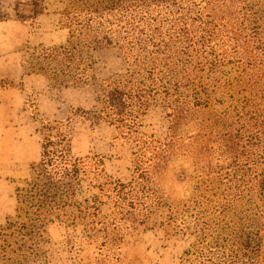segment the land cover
Instances as JSON below:
<instances>
[{"label":"rangeland","instance_id":"374dc122","mask_svg":"<svg viewBox=\"0 0 264 264\" xmlns=\"http://www.w3.org/2000/svg\"><path fill=\"white\" fill-rule=\"evenodd\" d=\"M179 1V6L184 8L179 11H189L186 18L188 32L191 34L200 32L211 19L219 21L214 29L217 35L211 40L212 56L217 55L215 57L219 61L207 74V78L211 83L225 85L221 103L211 101L199 115H195L191 120L186 119L174 126L173 130H169L171 108L165 101L172 102L174 97H165L160 91H153L151 98L154 96L155 99L149 101L146 112L140 116L138 128L143 134L162 143L171 135L176 138L174 154H166L165 161L161 163L162 167L157 171L152 168L151 170L158 174L155 175V181L163 199L189 204L188 208L185 205L183 209L191 214L206 205L211 207L217 204L221 197H227L229 203H232V195L239 190L252 197V193L248 191L250 188L251 191L255 189V165L239 166L242 157L236 158L235 167L230 158L231 154L228 153L220 159H217L216 155L210 159L207 154H201L203 160L198 162L196 158L192 160L188 157L189 153L186 154V151L196 153L201 141H204L201 135L209 133L207 129H200V120L211 117L218 108L227 111L226 119H231L236 110H240L242 103L238 98L249 93V86L244 88L240 84L244 85L247 79L255 80V94L260 96L264 92V0ZM67 2L68 0H0V11L4 13L3 19L0 20V73H5L7 65L13 68L12 65L17 63H20L22 71L35 69L42 63L39 52L34 51V47L66 42L68 28L61 11ZM244 4H247V7L243 9ZM158 8L131 11L128 16H134L133 25L136 26L129 32L128 37L132 41L134 37L143 38L149 33L153 40L161 39L160 43L170 39L172 17L178 16L179 12L174 8ZM181 42L183 40L176 43L174 50H169L173 53V63L176 67L179 65V68L180 49L182 45H186ZM129 49L130 55L127 57L113 43L92 49V61L89 66L92 76L82 86H67L71 87L70 92L74 93L68 92V99L55 93V90L65 86L54 84L43 73H37L46 78L45 94H57L63 99L62 110L55 117L53 113L46 114L42 109L45 106L39 101L40 92L29 88L26 77H3L13 81L11 88L17 89L19 95L0 94V223L21 212L15 189L29 177L31 164L40 159L41 125L46 121L56 120L65 124L63 127L71 138L74 154L96 152L102 156V164L94 175L99 183L113 179L128 182L132 178L135 162L132 153L133 140L129 135L119 133L115 121L126 108V100L123 91L115 88L109 81L114 78L121 79L119 76L128 79L129 74L136 71L133 84L142 79L143 87L158 89L161 82L159 77L148 73L149 60L151 56L163 57L164 54L160 51L149 54V51L154 49L151 44L145 49H138L136 45ZM141 50L142 56L137 54ZM178 50L179 56L176 52ZM164 52L169 53L167 50ZM135 56H139L136 62L133 61ZM245 72H257L258 76H246ZM176 81L175 75L172 83ZM246 127L248 129L242 128L238 131H243L240 144L245 141L246 134L253 132V127L245 125L244 128ZM234 134L235 130L231 132L233 137ZM209 144L217 145L216 142ZM255 144H264V139L251 138L248 143L250 153H254ZM148 155L149 152L140 159L142 163L147 161L145 158ZM25 156L29 157L28 164L16 163ZM149 163L152 161L146 162L144 166ZM220 165L225 166L223 176H220V187L215 185L217 177L209 174L208 177L213 178V184L209 180V190L198 192L202 171L206 172L209 166L214 169ZM88 176L91 179L92 174ZM103 201L102 211L110 215L113 212L111 199L104 196ZM238 202L241 203L240 208L245 207L243 201ZM238 202L235 205L236 210ZM253 203L260 207L255 198ZM252 212L255 214V206ZM252 212L248 210L245 215H251ZM143 214H146L143 217L144 224L130 215H125L118 221L117 227L123 235V241L116 252L114 249H108V246L99 247L92 240L82 238L80 233L67 231L62 225H52L49 227L50 242L43 246L48 252L47 264H189L185 251L195 242L194 234L175 231L168 226L166 207L151 204L143 210ZM231 214L232 212H227V220ZM260 234L264 236V230H261ZM207 240H211L210 236Z\"/></svg>","mask_w":264,"mask_h":264},{"label":"trees","instance_id":"16d2710c","mask_svg":"<svg viewBox=\"0 0 264 264\" xmlns=\"http://www.w3.org/2000/svg\"><path fill=\"white\" fill-rule=\"evenodd\" d=\"M179 4V0H68L61 11L68 28L66 42L33 48L39 52L42 64L35 69H25L23 76L43 73L54 84L67 87L82 86L91 78L92 49L113 43L127 57L132 46L145 49L151 44L154 49L149 54L158 51L164 54L163 57L151 56L148 67V73L159 77L161 84L158 89L143 87L142 79L133 84L136 71L129 74L128 79L119 76L121 79L109 81L123 91L126 100V108L115 121L119 133L129 135L133 140L135 162L132 178L128 182L113 179L99 183L94 175L102 164V156L96 152L74 154L71 138L61 121H46L41 125L40 159L31 164L29 177L15 189L21 212L0 223V264H47L48 252L43 246L50 242L49 227L55 224L62 225L67 231L80 233L82 238L92 240L99 247L108 246L116 252L123 241L118 221L130 215L144 224L146 214L143 210L151 204L166 207V224L173 230L194 234L195 242L185 251L189 264H264V236L260 234L264 230V144H255L254 153L248 151L251 138L264 139V92L260 96L255 94V80L247 79L244 85L240 84L244 88L248 85L249 93L238 98L242 104L231 119H226L227 111L218 108L211 117L199 121L200 129H207L209 133L201 135L204 141H201L196 153L186 151V154L189 153L188 157L192 160L196 158L201 162V154H207L210 159L216 155L220 159L228 153L235 167L238 156L242 157L239 166L255 165V189L251 191L250 188L248 192L252 193L260 207L253 203L248 193L245 195L239 190L232 195V203L227 197H221L217 204L206 205L188 214L183 207L186 205L188 208L189 204L163 199L155 181L156 171L162 167L166 154L172 156L175 152L176 138L171 135L162 143L139 131V118L146 112L149 101L155 99L154 96L151 98L153 91H160L165 97H174V103L165 101L171 108L169 130H173L182 121L199 115L211 101L220 104L222 89L225 88V85L211 83L207 78L219 61L215 57L217 55L212 56L211 44L217 35L214 29L219 24L218 19L206 21L200 32L191 34L186 18L189 11H179L184 9ZM150 7L174 8L179 12L178 16L172 17V36L168 41L160 43L161 39L153 40L150 33L143 38L134 37V41L128 37L129 32L136 28L133 25L134 16L128 15L133 10H150ZM3 16L0 11V20ZM181 40L186 45L180 49L179 68L173 63V53L169 50H174ZM176 52L179 56V50ZM138 58L133 57V61ZM245 74L258 76L257 72ZM175 75L177 81L172 83ZM13 84V81L0 77V89ZM245 125L254 129L244 136L246 142L240 144L243 131H238L248 129L244 128ZM233 130L235 137L231 135ZM212 142L217 145H210ZM147 152V161L142 163L140 159ZM148 161L152 163L144 166ZM223 169V165L214 169L209 166L206 172L202 171L198 192L209 190L214 176L217 177L216 187H220ZM90 173L91 179L88 176ZM209 174L213 176L210 178ZM104 196L113 204L110 215L102 211ZM239 200L244 202L245 207L240 208ZM254 206L255 214L252 212ZM248 210L253 214L245 215ZM229 211L232 214L227 220ZM208 236L211 240H207Z\"/></svg>","mask_w":264,"mask_h":264},{"label":"crops","instance_id":"0c3cea01","mask_svg":"<svg viewBox=\"0 0 264 264\" xmlns=\"http://www.w3.org/2000/svg\"><path fill=\"white\" fill-rule=\"evenodd\" d=\"M12 66H13V68L11 66L7 65V70H5V73L4 74L0 73V75L2 77H10V78H14V79L15 78L21 79V78L26 77L29 88L40 92L39 93V101H41L43 103V106H45V108H42V109H44L46 111V114L53 113L52 115L54 117L58 116V114H60V111L62 110L61 106H62L63 102H61V100H63V99L58 97L57 94H55L53 96H50L49 94H45L44 91L47 87L46 78L43 75L37 74V73L23 76V71L21 70L20 63L13 64ZM71 89H72L71 87H63L61 89L55 90V93H59V95L64 96L63 97L64 99H68L67 98L68 92H69V94H74V93L70 92ZM41 91H43V92L41 93ZM0 94L3 96H5V95L18 96L19 95L17 89H14L11 87L0 89ZM67 101H69V100H65V102H67ZM71 102H73V101H71ZM71 104H73V103H71ZM55 111H56V114H55ZM25 157H23L22 159H20L16 163L21 164V165L28 164L29 163L28 162L29 157L28 156L26 158Z\"/></svg>","mask_w":264,"mask_h":264}]
</instances>
